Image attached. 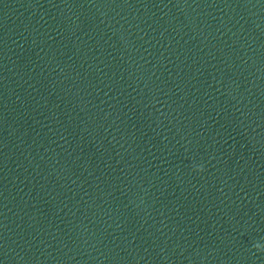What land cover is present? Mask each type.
I'll return each instance as SVG.
<instances>
[{"label":"water","instance_id":"water-1","mask_svg":"<svg viewBox=\"0 0 264 264\" xmlns=\"http://www.w3.org/2000/svg\"><path fill=\"white\" fill-rule=\"evenodd\" d=\"M0 264H264V0H0Z\"/></svg>","mask_w":264,"mask_h":264}]
</instances>
